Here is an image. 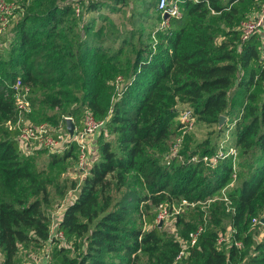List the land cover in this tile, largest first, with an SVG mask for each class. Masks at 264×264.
<instances>
[{
	"label": "trees",
	"instance_id": "1",
	"mask_svg": "<svg viewBox=\"0 0 264 264\" xmlns=\"http://www.w3.org/2000/svg\"><path fill=\"white\" fill-rule=\"evenodd\" d=\"M242 1L181 2L182 15L171 17L168 31L157 34L156 48L142 42L130 66L126 58L127 68L114 62L122 48L103 51L97 37L80 35L90 25L81 26L74 1L41 0L31 23H18L9 56L0 55L2 264H15L20 245L42 247L59 241L51 234L54 215L48 208V185L55 179L38 170L35 157L21 154L19 130L5 126L17 116L12 84L18 78L31 90L33 123L58 124L64 112L53 111L76 103L68 115L80 122L90 110L96 118L106 119L105 128L117 135L110 140L102 129L93 137L91 150L99 152L100 159L88 169L77 199L55 219L54 230L65 241H83L80 256L63 254L61 264H264V234L257 239L253 226L254 218L264 219V66L257 40L241 51L237 48L240 31L234 25L241 10L235 3ZM97 7L91 1L87 10ZM119 73L131 80L115 101ZM180 103L192 105L193 115L207 124L218 125L227 117L232 140L225 144L237 148L236 161L230 156L214 167L206 165L203 156L215 155L220 146L205 142L186 150L183 159L163 162L168 140L186 125L178 120ZM71 158L78 159L75 145L63 155H52V165ZM129 176L142 181L148 193L129 188L115 198L114 191L126 187ZM224 189L234 203V213L228 216L220 199L213 202L206 230L190 247V254L176 261L180 242L165 237L163 226L149 214L148 203L158 206L176 197L207 201L222 196ZM65 193L63 189L61 194ZM142 203H147L146 220L152 226L145 231L136 226L134 216ZM203 217L204 210L193 209L179 215L176 224L183 225V236H189L204 223ZM227 217L241 247L218 246ZM259 227L264 229V222ZM67 249L56 248V256Z\"/></svg>",
	"mask_w": 264,
	"mask_h": 264
},
{
	"label": "rangeland",
	"instance_id": "2",
	"mask_svg": "<svg viewBox=\"0 0 264 264\" xmlns=\"http://www.w3.org/2000/svg\"><path fill=\"white\" fill-rule=\"evenodd\" d=\"M40 1L41 0H0V5H7V10L9 11L8 13L10 17L9 23L0 32L1 57H5V55L9 56V45L15 38L18 23L23 21L27 24H30L32 21L31 16L34 13H37L40 8ZM71 1H74V3L76 4L75 11L77 14V19L81 23V26L90 25V28L88 30L84 31L81 29L80 35L86 38L97 37L98 40H101V50L103 51L105 50L108 52L110 50V52H113L117 51L119 48H122L123 52L120 53V56L118 57L119 59H114V62L124 64V66H122L124 68H127L128 65L130 66L134 62L136 52L142 45V42H147L149 46L153 48L156 43L159 42L157 34L159 32H166L169 28V26L166 28L162 27V14L156 6L157 0H127V4L118 3L117 0ZM91 1L98 4V7L95 10H87V5L90 4ZM150 1L155 3L147 7V4ZM263 2L264 0H243L242 2L235 3V6L240 8L241 12L239 13V17L234 27L238 29L239 24L246 18L254 14ZM109 46H111L110 49H107ZM126 58H130V62L128 63V65H125ZM239 74H242L241 70L239 71ZM130 80L131 79L128 75H123V73L118 74L117 79L114 82V84L116 85L115 101L121 98L122 91L126 88ZM36 106L40 107L41 104L36 103ZM74 106H76V103L67 104L62 108H59L58 111H53V113L64 112V114L67 115V113ZM176 110L180 113L178 120H183L186 122V125L182 129H179L177 131L178 133L175 135V137L180 140L179 145L175 148L178 152H180V154H183L186 150L190 152L191 150L205 146L207 145V143L205 144V142L215 143L216 145L219 144L220 148H222V145H224L223 143H225V141L228 140L227 142H229L230 140H232L231 131L228 130L229 127H227L228 124H230L227 117L221 118L218 125H213L199 120L196 115H193V118L188 119L186 117L188 111L193 114L195 110L192 105H189L187 103H180L176 106ZM25 119H27V121L33 122L29 115L26 116ZM48 123L51 126L60 124V122L58 124H55L51 121H49ZM221 128L223 130L221 134H218V131ZM101 133H104L110 140H116L117 135L109 132L107 127L104 128V131H102ZM173 140V138L168 140V149L163 154V162L165 163L168 160L171 161L172 159L173 155L171 152V146L173 145ZM64 147L68 148V145H65ZM54 150L55 149L53 148L43 146L42 148L36 150L26 149L20 151L23 156L35 157L38 170L43 171V175L55 179L48 185L50 188V203L48 204V208H50L51 212H53L54 217H59L61 212L62 217V214L68 207V205L73 203L75 199H77L80 193L82 182L88 174V169H90V167H92L93 164L100 159V154L99 152H94V150H91L92 155L89 158L88 166L84 169L86 171H84L80 169L79 160H75L74 158L68 159L64 163L52 165V155H63L65 152L62 151L61 153H58L54 152ZM73 184L76 185L75 188ZM129 188L130 190H135L140 194L148 193V191L146 190V186L144 185V183H142V181L129 176L128 185L119 192L114 191V197L119 198L125 191H128ZM63 189L67 190V193H65V195L61 194ZM184 199V197H176L175 199L176 206L182 204L185 205L183 206L184 209L180 211L181 214L179 215L188 214L191 212V210H197V208H200L204 210L203 218L205 221L203 224H205L206 227V225H208L207 223H209L212 217L210 209L213 202L219 200L218 197L215 196L211 199H207V201H201L189 206L187 205V202L184 203ZM222 202L225 206L226 214L228 216H231L235 211L234 203H228L225 201ZM146 204L147 203H142L138 211H136L134 214V216L136 217V226L142 227L144 231L152 227L146 220ZM148 204L150 206L147 209L149 211V214L155 215L156 219L158 215L162 213V210L158 209L157 206H154L151 202H149ZM179 215H171L168 213L164 216V219L161 223L155 222V224H159L161 227L163 226L165 237L171 235L178 240L185 239L184 241L188 242L189 237L183 236L181 233L183 225L176 224V220ZM224 223L226 229L223 230L222 233L224 235H231L233 237V235L236 233V230L233 228L231 218L227 217ZM260 227L259 224L254 226V232L256 233L255 236L259 240L263 238L264 234V229ZM53 230L54 228H52V231ZM58 240V242L55 241L51 244H47L49 246L42 247H37L36 245H33L31 243L27 245H20L15 264H42L43 261L41 262V260L36 262V259L39 256L45 258L48 264H61L63 254L71 253L72 256H80V253L83 250L82 239H74L72 240V242L65 241V238H58ZM218 246L219 248L225 250H228L230 248L229 244L225 245L224 243ZM56 248L57 250H60L62 248L68 249L62 252L61 256H56ZM142 258L146 259L144 256H142ZM2 262L3 255L0 251V264H2Z\"/></svg>",
	"mask_w": 264,
	"mask_h": 264
},
{
	"label": "built area",
	"instance_id": "3",
	"mask_svg": "<svg viewBox=\"0 0 264 264\" xmlns=\"http://www.w3.org/2000/svg\"><path fill=\"white\" fill-rule=\"evenodd\" d=\"M184 1L198 2L199 0H158L157 8L162 14V27L166 28L169 26V19L171 17H180L182 15L180 3ZM8 12L9 11L7 10V5L1 4L0 32L10 21ZM238 30L240 31V38L238 41L239 43L237 45L238 50L241 51L243 46L252 39L257 40L259 56L264 66V2L259 6L258 10L254 14H252L239 24ZM12 89L15 92L17 116L15 120H9L7 123H5V126L9 130H19L17 140L20 146V150H36L44 146L55 149L54 152L61 153L62 151L64 152L75 145L78 152L80 169L84 170L88 166L91 154V141L100 130L105 128V126L107 125V120L98 119L92 114L90 110H87L85 111L83 119L80 122H77L73 116L64 114L62 120L60 121V124L56 126H51L48 122L35 124L25 119V117L28 116L32 111L30 88L23 84L21 78H18L17 81L12 84ZM56 110H59V107H57ZM186 117L188 119L193 118V114L188 111ZM67 121H72L74 123L73 132L69 131L67 127ZM173 139V145L171 146V152L173 155L172 159L176 157L183 159L184 156L181 155L180 152L177 151V149H175L179 145L180 140L176 137H174ZM223 144L225 146L222 145V148L219 147L215 155L203 156V160L206 165L214 167L217 165L220 159H225L230 156H233L234 160L236 161L238 156L237 148L234 146H227L225 143ZM65 145H68V148L64 147ZM196 159L197 157H193V160ZM170 162V160L167 161L168 164ZM234 176H236V174H234ZM218 199L228 203H232V200L226 194V189L222 190V196L218 197ZM183 201L184 203L187 202L188 206L201 202L189 201L186 198ZM175 203V199H172L170 202L160 203L157 208L161 209L162 213L158 215V217L155 219V222L161 223L164 219V216L168 213L171 215L181 214L180 211L184 209L183 206L185 205L182 204L176 206ZM55 219L56 216L53 220V225L56 226ZM260 223H263V221H261L259 218L253 219V225H257ZM55 226H53L52 228L55 229ZM205 228V224H199L196 229L189 233L188 242H185V239H179L180 251L177 254L176 261H181L190 254V247L194 246L198 242L199 236L205 231ZM51 234L57 238H64L61 232H56L55 230L51 231ZM233 237L231 235L227 236L221 233L218 238V245L224 243L225 245L229 244V246L236 245L237 247H241L242 242L236 240L235 237ZM52 238L53 237H51V240ZM51 243L52 241L48 244ZM39 260H41V262L43 261L42 264H48L46 262V259L42 258L41 256L36 259V262H38Z\"/></svg>",
	"mask_w": 264,
	"mask_h": 264
},
{
	"label": "water",
	"instance_id": "4",
	"mask_svg": "<svg viewBox=\"0 0 264 264\" xmlns=\"http://www.w3.org/2000/svg\"><path fill=\"white\" fill-rule=\"evenodd\" d=\"M167 17V16H166ZM223 118V117H222ZM67 127L69 129L70 132H73L74 129V123L72 121H67ZM264 222V219H263Z\"/></svg>",
	"mask_w": 264,
	"mask_h": 264
},
{
	"label": "crops",
	"instance_id": "5",
	"mask_svg": "<svg viewBox=\"0 0 264 264\" xmlns=\"http://www.w3.org/2000/svg\"><path fill=\"white\" fill-rule=\"evenodd\" d=\"M62 213V212H61ZM61 213H60V215H61Z\"/></svg>",
	"mask_w": 264,
	"mask_h": 264
}]
</instances>
